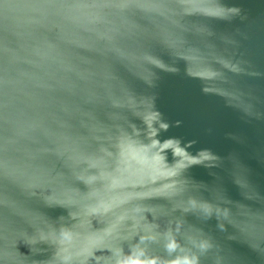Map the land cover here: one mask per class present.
Wrapping results in <instances>:
<instances>
[{
	"label": "water",
	"instance_id": "obj_1",
	"mask_svg": "<svg viewBox=\"0 0 264 264\" xmlns=\"http://www.w3.org/2000/svg\"><path fill=\"white\" fill-rule=\"evenodd\" d=\"M0 264H264V0H0Z\"/></svg>",
	"mask_w": 264,
	"mask_h": 264
}]
</instances>
